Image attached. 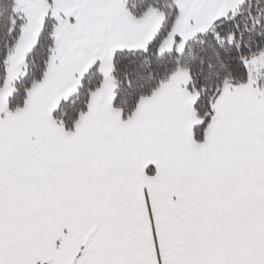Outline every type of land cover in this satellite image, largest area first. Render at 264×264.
Returning <instances> with one entry per match:
<instances>
[{
  "label": "snow or ice",
  "instance_id": "snow-or-ice-1",
  "mask_svg": "<svg viewBox=\"0 0 264 264\" xmlns=\"http://www.w3.org/2000/svg\"><path fill=\"white\" fill-rule=\"evenodd\" d=\"M0 264H264V0H0Z\"/></svg>",
  "mask_w": 264,
  "mask_h": 264
}]
</instances>
